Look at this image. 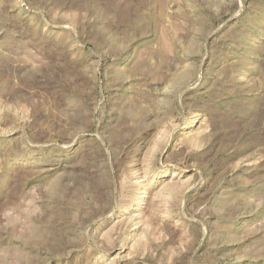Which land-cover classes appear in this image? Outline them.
Here are the masks:
<instances>
[{
  "label": "rangeland",
  "instance_id": "1",
  "mask_svg": "<svg viewBox=\"0 0 264 264\" xmlns=\"http://www.w3.org/2000/svg\"><path fill=\"white\" fill-rule=\"evenodd\" d=\"M0 264H264V0H0Z\"/></svg>",
  "mask_w": 264,
  "mask_h": 264
}]
</instances>
